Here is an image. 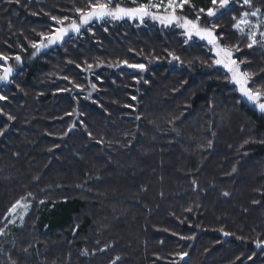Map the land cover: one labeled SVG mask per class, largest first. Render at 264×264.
Listing matches in <instances>:
<instances>
[{"label": "trees", "instance_id": "1", "mask_svg": "<svg viewBox=\"0 0 264 264\" xmlns=\"http://www.w3.org/2000/svg\"><path fill=\"white\" fill-rule=\"evenodd\" d=\"M88 3L0 0V53L18 67L0 82V109L15 117L0 114V227L32 193L21 224L0 235V264H264V114L242 101L206 43H185L177 26L150 17L92 23L32 56L38 34L59 27L51 16L78 20ZM210 6L191 0L179 13L219 25L223 43L240 46L248 86L264 92V47L248 49L232 27L243 10L264 13V0L198 12Z\"/></svg>", "mask_w": 264, "mask_h": 264}, {"label": "snow or ice", "instance_id": "2", "mask_svg": "<svg viewBox=\"0 0 264 264\" xmlns=\"http://www.w3.org/2000/svg\"><path fill=\"white\" fill-rule=\"evenodd\" d=\"M9 2H12V0H9ZM16 2L19 3L20 0H16ZM112 2L113 0H89L86 8L78 7L75 9L78 20L71 19L68 16H51L52 21H54L59 27H56L53 31L48 33L40 32L38 34L40 40L31 43V47L34 49L32 56L35 57L42 49H46L51 45L62 42L69 33H80L81 26L88 25L93 20H104L105 18H111L112 20L138 18L143 22L145 17H150L152 20L159 21L160 24L165 27L175 25L181 28L183 30V35L186 38L185 43H188V41H191L194 37L206 41L209 46V51L213 53V65L222 66L223 69L226 70L225 79L237 85V90L240 94L245 97L249 103L256 107L259 112L264 114V92L254 90L248 86L251 74L242 70L241 65L245 62L235 58V52L241 50L239 44L227 45L223 43L224 35L217 31L219 25L215 23H212L210 26L202 25L200 23V15H197L195 19H189L187 16L177 15V9L183 11L184 6L190 4L191 0H166V3L164 0H147V3H137V0H132V3L137 5L135 7H122L119 4L112 7ZM233 4H238L241 9H252L254 7L253 0H211L210 7L207 9L200 8L198 12L205 14L209 18H213L217 17L218 14H222V10H230V6ZM153 9L156 11H153ZM160 9H163L164 14H158ZM36 14L37 13H33V15ZM45 15H48V13H45ZM250 18L256 19L253 21ZM232 20L233 29L246 37L247 43L245 46L248 49H253L254 46L264 47V13L261 12L260 8H255L252 11L243 10L239 13V16L233 15ZM169 55L172 57V60H180V57L173 53H169ZM10 59L13 58L0 53V61L4 62L3 64H0V82H10V77L14 71L13 67L7 63ZM14 60L17 64L22 63L20 55H16ZM69 63H72V61H69ZM119 63L140 72L147 70L144 64H129L127 61H121ZM109 66L111 67L112 65ZM77 67H80V65H77ZM92 68V64H87L86 70H91ZM64 79H68V77H64ZM97 79H99V77H97ZM145 83H147V81H145ZM75 87L78 89L81 88L78 84H76ZM91 87L92 89H96L95 84H92ZM82 90L83 89H81V91ZM88 95L90 97L91 92H89ZM7 99V96L0 95V101H6ZM133 99H135V97H133ZM0 114L7 115L9 121L15 120L14 116L3 113V109H0ZM72 114L73 113H67V115ZM74 127L75 125L73 124L69 127L68 131H72ZM4 131V129H0V136L4 135ZM65 135H67V132ZM209 146H211V142H209ZM232 171L235 172L236 169L233 168ZM193 184H195V181H193ZM223 195L228 196L229 193L224 192ZM29 197H32L31 192L21 196L8 208L7 213L3 218L6 223L4 227H0V235L5 234V228L7 225L16 223L17 217L21 222L23 221L24 215L30 207V203L27 202ZM41 203H43V201H41ZM253 203L258 202L254 201ZM18 209L22 211L18 212ZM188 210L191 211V209ZM221 231L223 232V229H221ZM223 235L229 236L231 233L223 232ZM185 238L193 239L194 237H181V239ZM237 239L241 238L237 237ZM256 246H264V241H256ZM25 251L27 250L25 249ZM101 251H104V249H101ZM83 254L87 255V252H84ZM178 255L180 256V259L183 260L188 253L183 252ZM251 258L252 257H249V259ZM119 260L120 257L117 256L112 264H116V261Z\"/></svg>", "mask_w": 264, "mask_h": 264}, {"label": "rangeland", "instance_id": "3", "mask_svg": "<svg viewBox=\"0 0 264 264\" xmlns=\"http://www.w3.org/2000/svg\"><path fill=\"white\" fill-rule=\"evenodd\" d=\"M114 2V4H115V0L113 1ZM164 2L166 3V0H164ZM141 3H147V0H142L141 1ZM111 5L112 7H115V5ZM184 8H185V6H184ZM153 11H156L155 9H153ZM180 10L179 9H177V15H180ZM158 14H164L163 13V9H160L159 10V12H158ZM148 18V17H147ZM147 18H144V19H147ZM138 19V18H137ZM136 19V20H137ZM250 19H252L253 21H255V19L256 18H250ZM104 20H110V21H118V22H121V21H124V20H128V21H131V22H133L135 19H128V18H125V19H122V20H112L111 18H106V19H104ZM104 20H93V21H91L88 25H82L81 26V29H83L84 30V28L85 27H88L89 25H91L92 23H97V24H101ZM139 20V19H138ZM158 24H159V26H164V25H162V24H160V22L159 21H156ZM143 24V22H141V25ZM169 26H171V25H169ZM169 26H167V27H169ZM179 30H181L182 32H183V30L181 29V28H179V27H177ZM192 40H198L199 42H204V43H206V41H202V40H200L199 38H196V37H194ZM206 45H207V43H206ZM53 46H55V45H51V46H49L48 48H46V49H42L38 54H41V53H43L44 51H46L47 49H49L50 47H53ZM208 46V45H207ZM209 47V46H208ZM254 47H256V46H254ZM258 47V46H257ZM217 66H219V65H217ZM16 70L18 69V67L17 66H13ZM219 67H221V69L224 71L225 69H223V67L222 66H219ZM90 72H91V70H88V78L89 79H91V74H90ZM236 89H238V86L236 85ZM238 91V90H237ZM89 92H91V94L93 93V90L91 89V90H89L86 94H87V96L89 97ZM239 92V91H238ZM240 93V92H239ZM242 99V98H241ZM243 101V100H242ZM28 210H29V208H28ZM28 210H27V212H28ZM19 211H22V210H19L18 209V212ZM27 212H26V214H27ZM26 214L24 215V217L26 216ZM21 224V221L19 220V218L17 217V219H16V223L15 224H11V225H20Z\"/></svg>", "mask_w": 264, "mask_h": 264}, {"label": "water", "instance_id": "4", "mask_svg": "<svg viewBox=\"0 0 264 264\" xmlns=\"http://www.w3.org/2000/svg\"><path fill=\"white\" fill-rule=\"evenodd\" d=\"M112 4H113V2H112ZM80 34H81V31H80V33H73V35H75V36H79ZM67 38H69V35L66 36L64 39H67ZM16 75H17V72L14 70L12 76L10 77V80L14 79ZM240 95H241V94H240ZM241 97H242L243 102L247 105V107H248L249 109H251V108L254 107L251 103H249V102L247 101V99H246L245 97H243L242 95H241ZM256 110L258 111V114H259V115H262V113L259 112V110H258L257 108H256Z\"/></svg>", "mask_w": 264, "mask_h": 264}, {"label": "bare ground", "instance_id": "5", "mask_svg": "<svg viewBox=\"0 0 264 264\" xmlns=\"http://www.w3.org/2000/svg\"><path fill=\"white\" fill-rule=\"evenodd\" d=\"M105 19H106V18H105ZM72 34H73V33H72ZM73 36H75V35H73ZM73 36H70V35H69V38H70V37H73ZM69 38H67V39H69ZM67 39H64L62 42H60V43H58V44H62V43H63L65 40H67ZM15 71H16V70H15Z\"/></svg>", "mask_w": 264, "mask_h": 264}, {"label": "flooded vegetation", "instance_id": "6", "mask_svg": "<svg viewBox=\"0 0 264 264\" xmlns=\"http://www.w3.org/2000/svg\"><path fill=\"white\" fill-rule=\"evenodd\" d=\"M113 1H114V0H113ZM113 4H114V2H113ZM113 4H112V5H113ZM145 18H147V17H145ZM69 35H70V36H73V34H72V33H69Z\"/></svg>", "mask_w": 264, "mask_h": 264}]
</instances>
